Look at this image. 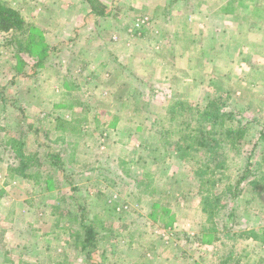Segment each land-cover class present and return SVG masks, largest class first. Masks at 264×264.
Returning a JSON list of instances; mask_svg holds the SVG:
<instances>
[{
  "label": "rangeland",
  "instance_id": "374dc122",
  "mask_svg": "<svg viewBox=\"0 0 264 264\" xmlns=\"http://www.w3.org/2000/svg\"><path fill=\"white\" fill-rule=\"evenodd\" d=\"M98 1L104 16L91 14L85 0H0L40 28L50 53L39 64L17 53L12 33H0V137H23L26 153L38 152L42 162L52 150L63 151L79 189L74 193L63 182L54 198L67 203L54 209L58 203L34 181L9 176L16 161L0 146V264H220L230 252L229 264H264V244L254 239L211 243L202 232L193 167L180 163L173 150L161 157L157 134L166 120L160 104L171 98L201 106L223 99L255 121L240 156L227 158L224 180L236 182L247 161L264 174V0H242L253 9L254 23L249 15L237 22L227 15L222 22L219 5L239 0ZM135 55L154 62H135ZM190 55L193 70L187 73L181 58ZM138 70L144 80L135 77ZM213 77L211 87L206 83ZM130 98L139 103L126 106ZM67 104L73 105L58 106ZM133 106L142 107L146 118L132 116ZM57 118L72 120L66 141H56ZM141 180L153 181L155 193ZM244 189L237 232L264 227V190L257 198ZM76 201L103 225L108 237L99 251L109 250L105 263L98 254L87 262L75 239L78 227L63 217L76 213ZM158 203L162 208L154 207Z\"/></svg>",
  "mask_w": 264,
  "mask_h": 264
},
{
  "label": "trees",
  "instance_id": "16d2710c",
  "mask_svg": "<svg viewBox=\"0 0 264 264\" xmlns=\"http://www.w3.org/2000/svg\"><path fill=\"white\" fill-rule=\"evenodd\" d=\"M85 1L89 5L91 14L105 15L106 8L101 2L98 0ZM239 2L242 4V0ZM0 33H12L11 42L17 45V53L24 52L32 55L38 63L40 62L39 64L45 62L50 56L49 47L45 43L40 28L29 24L18 10L1 3ZM165 119V124L160 125L157 131L161 148L164 154H171L170 151L173 150L180 163L193 167V174L199 182L196 196H198L200 210L205 219L202 232L213 237L211 243L221 241L223 238L232 241L239 238H251L264 244V227L258 230L237 232V226L240 223L237 215L238 203L245 194L244 186L250 187L254 197L259 198V194L264 190V174L260 172L258 174L256 170H253L251 162L247 161L245 169L236 182L233 183L228 177L226 180L223 178L228 167L227 158L232 153L235 154L234 156H240L242 143L255 121L230 109L228 103L220 98L210 100L205 106L179 99L166 111ZM71 121L57 118L56 132L60 134L57 142L66 141V133L69 132L67 125H73ZM261 126L260 139L264 140V123H261ZM0 130H3L1 126ZM70 131V133H75L74 128ZM172 139H175L174 143ZM0 146L9 149L16 161L9 167L11 178L18 176L34 181L38 190H41L43 194L48 193L47 198H54V193L61 188L63 182L68 183L72 192L79 190L75 186L74 172H68L65 168L63 151L52 150L53 153L46 154V162H42L38 152L26 153L23 137H0ZM45 165L49 168H45ZM149 178L152 177L149 176ZM139 185H146L147 189H151V194L156 191V186L151 180L144 182L141 180ZM54 199L58 203L54 209L60 210L61 202L67 203V198ZM251 201L248 200L247 203ZM74 205L78 206L76 213L68 211V215L63 217L67 218L69 224L78 227L75 239L78 243H83L87 262L92 261L93 263L94 255L98 254L105 263L109 250L99 251L100 244L108 237L105 231H101L103 225L96 224L94 219L90 220L85 206H80L77 201ZM160 205L158 203L154 207L157 208ZM156 214L158 215V212ZM245 214L247 215L246 212ZM58 217L62 218L60 214ZM233 257V252H230L226 258H222L220 264H229L231 262L229 258ZM233 264H241V259H236Z\"/></svg>",
  "mask_w": 264,
  "mask_h": 264
},
{
  "label": "crops",
  "instance_id": "0c3cea01",
  "mask_svg": "<svg viewBox=\"0 0 264 264\" xmlns=\"http://www.w3.org/2000/svg\"><path fill=\"white\" fill-rule=\"evenodd\" d=\"M100 1H102V0H100ZM237 3L238 4H236V3H234L232 6H229V5H227L226 3L225 4H220L219 5V7H218V14H219V16H222V22L223 23H227L229 20L230 21H232V20H236L235 22H237L238 21V19H240V21L242 20V16L243 15H249L248 17H249V19L250 20H252L251 22L252 23H254V20L252 19L253 18V15H252V12H253V9H251L250 10V7L248 8L247 7V5H246V3H244V5H242L239 1H237ZM224 7V8H223ZM231 9H235L234 11H232L231 12ZM249 9V10H248ZM237 12V13H236ZM250 13V14H249ZM231 14H233L232 16L234 17L233 19H232V16H231ZM238 14V16L237 17H235L234 15H237ZM227 15L228 16H230L231 18H229V20L227 21V20H224L225 18L227 19ZM243 20H244V18H243ZM246 20V19H245ZM221 22V21H220ZM221 22V23H222ZM234 22V23H235ZM221 25H223V24H221ZM241 25V24H240ZM241 27V26H240ZM253 27L251 26V28L250 29H252ZM188 40V39H187ZM191 42H193V40H190ZM235 43H237V39H236V41H235ZM239 54V53H238ZM241 54V53H240ZM149 57V56H148ZM135 62H139V61H142L143 59L144 60H146V61H148V62H154V60H151V59H149V58H147V56H138V55H135V56H133V58H132ZM148 59V60H147ZM182 60H185L188 64L186 65V63L184 62V65H185V68L188 70L189 69V67H190V65L193 63V57L190 55V57H188V56H186V57H184V58H181ZM235 59H237V60H242L241 59V57L239 56V55H236L235 56ZM125 64V63H124ZM125 65H127V64H125ZM137 65V67H140L141 66V63H139V64H136ZM182 65V64H181ZM182 67H184V66H182ZM187 70H184V71H187ZM193 70V69H192ZM192 70H188L187 71V73H190L189 71H192ZM184 71H182V72H184ZM186 73V74H187ZM143 76L144 75H142L141 74V72H140V70H138L137 71V73H135V77L136 78H140V79H143L144 80V78H143ZM144 77H146V76H144ZM215 77H217V78H219V76H215ZM136 78H134L133 77V80H134V82H136ZM203 78H204V76H203ZM187 79H189V78H187ZM205 79H207V78H205ZM216 78H210L208 81H207V83L206 82H203V83H206V84H214L215 82H216ZM193 81H194V79H193ZM139 82V81H138ZM141 84V83H140ZM213 85H211V87H212ZM140 91H141V89H140V87H138L137 85H135V88H134V91L133 92H135L136 94L138 93L139 94V96H140ZM136 94H134V96H135V98H136ZM169 99V98H168ZM175 101H177V99H175V100H172V98L170 99V101L168 100L166 103V105L165 104H160V108H162V110H164V113H166V111L175 103ZM133 105L134 103H139V102H135L134 100L132 101V98H130V99H127L126 100V102H124V104H126V106L127 105H131V104ZM70 105H73V104H67L66 106H60L59 105V107H66V108H69V106ZM140 105V104H139ZM145 105V104H144ZM122 108V107H121ZM134 108H136V112L134 111ZM142 107H136V106H133L132 107V110H133V114L134 115H132V116H134V117H140V118H146V117H144L145 116V113H141L140 112V109H141ZM162 113V112H161ZM118 115V114H117ZM166 117V116H165ZM66 121H71V120H68V119H66ZM159 155L162 157H164L165 158V160H166V157H168V156H164V151L163 150H161L160 151V153H159ZM139 159H140V157L139 156H137V160H134V161H132V163L133 164H135V163H138V161H139ZM164 161V160H163ZM162 160H160V161H158V162H163ZM156 163V162H155ZM164 164H166V163H164L163 162V165ZM171 169V168H170ZM161 170L162 171H165V172H169V168L168 167H162L161 168Z\"/></svg>",
  "mask_w": 264,
  "mask_h": 264
}]
</instances>
